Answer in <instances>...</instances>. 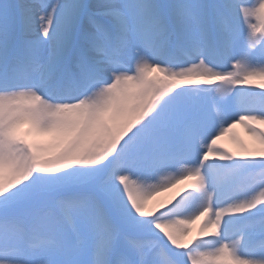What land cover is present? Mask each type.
<instances>
[{"label":"snow or ice","instance_id":"obj_1","mask_svg":"<svg viewBox=\"0 0 264 264\" xmlns=\"http://www.w3.org/2000/svg\"><path fill=\"white\" fill-rule=\"evenodd\" d=\"M253 79L264 0H0V264H264Z\"/></svg>","mask_w":264,"mask_h":264},{"label":"rangeland","instance_id":"obj_2","mask_svg":"<svg viewBox=\"0 0 264 264\" xmlns=\"http://www.w3.org/2000/svg\"><path fill=\"white\" fill-rule=\"evenodd\" d=\"M221 86H226V85H221ZM246 133H248L247 131H246V129L243 127V126H240V128H239V131H237V133H236V135L234 136V137H230V140L232 141H234L235 143L237 142V140L239 139V137H241L242 138V134H246ZM251 138H252V141L254 142V145L252 146L250 143H246V146L248 147V148H256V147H258L259 146V141H258V139H256L255 137H253L252 135H251ZM258 142V144H255V143H257ZM242 151H240V150H235L234 151V153L233 154H239V153H241Z\"/></svg>","mask_w":264,"mask_h":264},{"label":"bare ground","instance_id":"obj_3","mask_svg":"<svg viewBox=\"0 0 264 264\" xmlns=\"http://www.w3.org/2000/svg\"><path fill=\"white\" fill-rule=\"evenodd\" d=\"M260 89H261V88H260ZM262 90H263V89H262ZM42 139H45V140H46L47 137H43ZM225 139H227V138H223V139H221V141H223V140H225ZM243 139H244L246 142L252 141V139H250V136H248V137L245 136ZM191 185H192V183H191ZM185 194H186V193H185ZM182 195H184V194H181L180 197H181ZM180 197H179V198H180ZM177 199H178V198H177Z\"/></svg>","mask_w":264,"mask_h":264}]
</instances>
